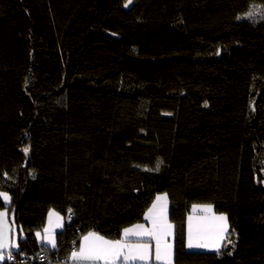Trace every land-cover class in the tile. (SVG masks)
Masks as SVG:
<instances>
[{"label":"trees","instance_id":"obj_1","mask_svg":"<svg viewBox=\"0 0 264 264\" xmlns=\"http://www.w3.org/2000/svg\"><path fill=\"white\" fill-rule=\"evenodd\" d=\"M126 3L0 0V191L25 253L5 264L116 239L158 193L176 264H264V21L237 20L264 0ZM193 204L227 214L219 253L186 249ZM50 209L64 228L43 253Z\"/></svg>","mask_w":264,"mask_h":264},{"label":"snow or ice","instance_id":"obj_2","mask_svg":"<svg viewBox=\"0 0 264 264\" xmlns=\"http://www.w3.org/2000/svg\"><path fill=\"white\" fill-rule=\"evenodd\" d=\"M132 0H127L124 5L128 7ZM247 19L252 23L264 21V10L250 8L243 16H237V20ZM207 106V102H205ZM24 154L30 151L28 146L22 149ZM162 161L157 160L154 169L144 168L145 171H159ZM264 166V161H262ZM139 167V165H137ZM264 170V167H262ZM5 175H7L5 173ZM33 178L34 174H33ZM0 198L5 202V210L0 211V264L6 261H15L16 255H25L20 248V242L24 239L23 229H19L17 238H13L14 219L9 221L7 206L11 197L7 192L0 191ZM197 210L202 215H195ZM192 213L187 217V247L189 249H211L219 253L222 241L228 240L229 232L228 216L225 213L217 215L213 211L212 204H193ZM74 213L71 208L67 210V221L71 222ZM147 224L138 223L131 227H125L117 239H109L96 231H89L83 235L77 243L73 241V248L66 257L64 264H172L174 254L175 225L169 220L167 194L157 195L151 207L144 214ZM65 218L55 210H49L47 225L42 231L34 233L35 238L41 244L43 253L58 248L57 229L64 228ZM234 233V230H233ZM172 238V239H170ZM43 262L47 255H40ZM20 264H25L21 261ZM49 264L51 262L49 261ZM57 264H60L58 261Z\"/></svg>","mask_w":264,"mask_h":264},{"label":"crops","instance_id":"obj_3","mask_svg":"<svg viewBox=\"0 0 264 264\" xmlns=\"http://www.w3.org/2000/svg\"><path fill=\"white\" fill-rule=\"evenodd\" d=\"M163 194H165V193H158V194H156L155 195V197H154V199H153V201L155 200V198H156V196L157 195H163ZM168 198V197H167ZM153 201L151 202V204H150V206L149 207H151V205H152V203H153ZM148 207V208H149ZM147 208V209H148ZM147 209H146V211H147ZM5 209H3L2 211H4ZM145 211V212H146ZM213 211L217 214V215H219L220 213H218V212H216L215 210H214V208H213ZM145 214V213H144ZM189 214H193L192 213V206H191V208H190V211H189V213H188V215ZM48 215V214H47ZM168 215H169V201H168ZM188 215L186 216V220H185V227H186V234H185V247H186V249L187 250H189V251H209V252H214L215 250H211V249H189L188 247H187V217H188ZM195 215H197V216H199V215H202V213H200V211L199 210H197V212L195 213ZM8 219H9V221H11V219H10V213L8 212ZM169 220H170V218H169ZM171 221V220H170ZM172 222V221H171ZM138 223H144V224H147V222L145 221V219H144V217H143V220L141 221V222H138ZM138 223H135V224H138ZM173 223V222H172ZM45 224H47V217H46V222H45ZM135 224H132V225H135ZM174 224V223H173ZM132 225H129V226H126V227H131ZM13 227V226H12ZM125 228V227H124ZM13 230H14V227H13ZM58 230V229H57ZM123 230V229H122ZM122 230H121V232H120V235H121V233H122ZM88 232H86V233H84L83 235H85V234H87ZM83 235H81L80 237H79V241H80V239H81V237L83 236ZM120 235H119V237H120ZM118 237V238H119ZM117 239V238H116ZM170 239H172V238H170ZM79 241H78V243H79ZM172 242H173V244H174V239L172 240ZM223 242L224 241H222V244H223ZM71 252V251H70ZM70 254V253H69ZM64 261L65 260H63V261H59L60 262V264H64ZM55 264H57V263H55ZM69 264H70V262H69ZM172 264H176L175 263V261H174V254H173V262H172Z\"/></svg>","mask_w":264,"mask_h":264},{"label":"built area","instance_id":"obj_4","mask_svg":"<svg viewBox=\"0 0 264 264\" xmlns=\"http://www.w3.org/2000/svg\"><path fill=\"white\" fill-rule=\"evenodd\" d=\"M40 255H44V254H39L38 257H37V261H41V260L39 259V256H40ZM21 261H24L25 264H35L32 260H28V259H20V260L17 262V264H20ZM10 262H14V261H10Z\"/></svg>","mask_w":264,"mask_h":264},{"label":"rangeland","instance_id":"obj_5","mask_svg":"<svg viewBox=\"0 0 264 264\" xmlns=\"http://www.w3.org/2000/svg\"><path fill=\"white\" fill-rule=\"evenodd\" d=\"M3 209H1L0 211H2ZM50 210H52V209H50ZM47 224H45V226H46ZM58 230H60V229H58ZM14 231H15V228H14ZM42 231V230H41ZM13 238L15 239V232H14V236H13Z\"/></svg>","mask_w":264,"mask_h":264}]
</instances>
